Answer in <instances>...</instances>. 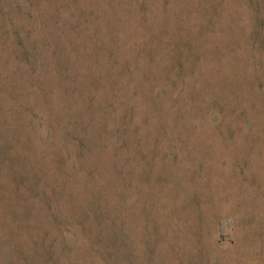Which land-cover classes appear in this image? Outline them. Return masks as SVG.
Returning a JSON list of instances; mask_svg holds the SVG:
<instances>
[{
  "label": "rangeland",
  "instance_id": "1",
  "mask_svg": "<svg viewBox=\"0 0 264 264\" xmlns=\"http://www.w3.org/2000/svg\"><path fill=\"white\" fill-rule=\"evenodd\" d=\"M0 264H264V0H0Z\"/></svg>",
  "mask_w": 264,
  "mask_h": 264
}]
</instances>
